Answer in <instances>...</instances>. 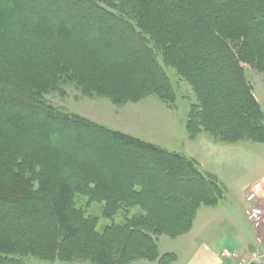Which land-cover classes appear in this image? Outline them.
I'll return each mask as SVG.
<instances>
[{"label": "trees", "instance_id": "trees-1", "mask_svg": "<svg viewBox=\"0 0 264 264\" xmlns=\"http://www.w3.org/2000/svg\"><path fill=\"white\" fill-rule=\"evenodd\" d=\"M2 14L10 21L0 23V210L48 189L54 230L48 237L39 221L19 223L28 244L95 264H169L159 235L187 233L201 206L218 204L216 175L184 153L62 112L45 96L74 85L120 105L154 95L172 107L168 66L194 91L190 138L264 142V114L241 64L264 69V0H0ZM77 195L105 202L108 218L122 212L124 223L98 232L95 220L75 215ZM9 217L5 226L15 228ZM11 233L15 244L19 233ZM0 264L27 263L0 252Z\"/></svg>", "mask_w": 264, "mask_h": 264}, {"label": "rangeland", "instance_id": "rangeland-1", "mask_svg": "<svg viewBox=\"0 0 264 264\" xmlns=\"http://www.w3.org/2000/svg\"><path fill=\"white\" fill-rule=\"evenodd\" d=\"M2 15L0 23L7 24L10 18L8 15ZM8 42L9 40L6 43L8 44ZM241 64L253 95L264 114V69H256L246 62ZM165 70L176 90V101L172 107L154 95L138 102H127L120 105L102 95H85L74 85H66L61 91L48 94L45 99L62 112L90 118L113 129L158 144L170 151L184 153L195 158L200 162L204 172L216 175L222 190V196L217 205H203L200 207L198 215H196L194 229H196V233H199V239H204L210 245L225 233L237 237V229L229 225V222L232 221L238 223L239 229L252 236L255 230L247 219L244 220L241 212L244 210L243 193L244 188L264 178V142H254L252 140L221 142L216 141L205 132L198 134L195 139L190 138L187 130V119L191 103L196 102L194 91L188 83L178 78L174 68L165 66ZM99 144V146L105 147L104 144L106 143L100 142ZM107 157L109 158L108 163L111 164L112 160L109 154H107ZM46 158L44 156L45 160ZM113 164L116 166L119 163L113 162ZM6 167V165H0V173L7 170ZM36 187H38L37 184ZM47 190L36 194L31 199L33 201L23 204V206L9 204V206L1 208L0 252L9 258H16L27 264H95L90 258H53V255H57L58 249L52 250L50 254L47 249H40L33 244H28L27 240L24 239L26 234H20L23 230L19 223L23 227H29L39 221L45 225L46 234L50 237L54 227L47 214L45 203L46 197H48ZM73 208H75V215L80 216L77 218H82L86 222L90 220L93 223L95 220L96 230L100 233H103L109 226L124 223L125 215L122 212L108 218L105 215V202H91L84 195L76 196ZM136 213H138V209L132 210L130 216ZM18 216L20 220H17ZM7 217L14 218L15 228L5 226L4 219ZM209 222H212V224H209ZM7 224L12 225V223ZM43 224L41 229L39 228L41 232L44 229ZM89 225L91 224L89 223ZM92 228V226H85L83 229L88 234ZM28 230L26 231L27 237L30 236ZM11 231H14L15 235H18L16 232H20L19 239L15 244L10 240ZM41 232L34 235H40ZM193 233H195V230ZM174 238L176 237L159 235L160 251L165 253V251H173L177 246H180V242L177 244L178 239ZM60 242H62L61 239ZM74 246L79 247L80 243H75ZM62 248H64V245ZM189 248L190 243L187 246H180L182 261L186 259L185 252ZM262 257L264 258V254ZM139 261L144 262V260H136L129 264Z\"/></svg>", "mask_w": 264, "mask_h": 264}, {"label": "crops", "instance_id": "crops-1", "mask_svg": "<svg viewBox=\"0 0 264 264\" xmlns=\"http://www.w3.org/2000/svg\"><path fill=\"white\" fill-rule=\"evenodd\" d=\"M252 186L253 185H249L246 188H244V193H243L244 210H242L241 212L243 213L244 220L247 219L248 221L249 219L247 217V209L249 204L246 201L245 196ZM262 202L264 203V197L262 199ZM195 220L193 221V226L190 231L182 234L181 236L174 238V239H178L177 244L180 242V246H187L188 243H190V248L187 249V252H185V255L187 256L185 260L183 261L181 260L180 246H177L173 251H165V253L161 252L162 255H167V254L171 255L170 258L171 261L169 262V264H237L234 263V261L227 260L222 256V251L227 248L246 253L247 255H249L253 250L259 249L262 252V254H264V235L257 232L254 229V227L253 229L255 231L251 236L248 235L243 230L239 229L238 223H235L233 221L229 222V225L237 229L238 236L234 237L229 233H225L221 238L217 239L215 243H211L210 245H208L204 241V239H199L198 236L200 235L199 233H196V229H194ZM212 222H209V224H212ZM220 223L223 224L222 221H220ZM194 230L195 233H193ZM133 264H160V263L159 261L144 260V262L139 261ZM248 264H264V261L262 263H248Z\"/></svg>", "mask_w": 264, "mask_h": 264}, {"label": "built area", "instance_id": "built-area-1", "mask_svg": "<svg viewBox=\"0 0 264 264\" xmlns=\"http://www.w3.org/2000/svg\"><path fill=\"white\" fill-rule=\"evenodd\" d=\"M264 179H261L253 184L246 194V201L249 206L247 209V217L252 223L255 230L264 235ZM222 256L237 264L246 263H262L264 258L259 249L253 250L249 255L233 249H224Z\"/></svg>", "mask_w": 264, "mask_h": 264}]
</instances>
